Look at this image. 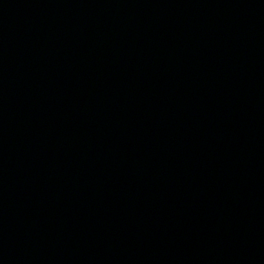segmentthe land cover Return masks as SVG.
<instances>
[{"label":"water","instance_id":"95a60500","mask_svg":"<svg viewBox=\"0 0 264 264\" xmlns=\"http://www.w3.org/2000/svg\"><path fill=\"white\" fill-rule=\"evenodd\" d=\"M0 264H264V0H0Z\"/></svg>","mask_w":264,"mask_h":264}]
</instances>
